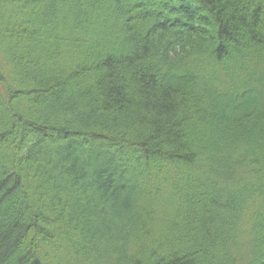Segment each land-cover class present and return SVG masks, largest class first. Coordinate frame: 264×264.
I'll use <instances>...</instances> for the list:
<instances>
[{
  "label": "trees",
  "instance_id": "1",
  "mask_svg": "<svg viewBox=\"0 0 264 264\" xmlns=\"http://www.w3.org/2000/svg\"><path fill=\"white\" fill-rule=\"evenodd\" d=\"M0 264H264V0H0Z\"/></svg>",
  "mask_w": 264,
  "mask_h": 264
}]
</instances>
